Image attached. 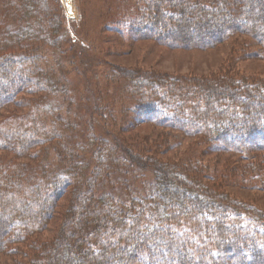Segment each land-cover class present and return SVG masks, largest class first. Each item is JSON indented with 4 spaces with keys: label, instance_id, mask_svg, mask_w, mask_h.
Instances as JSON below:
<instances>
[{
    "label": "trees",
    "instance_id": "trees-1",
    "mask_svg": "<svg viewBox=\"0 0 264 264\" xmlns=\"http://www.w3.org/2000/svg\"><path fill=\"white\" fill-rule=\"evenodd\" d=\"M117 1L104 6L117 13L109 25L124 42L205 49L247 36L264 53V0ZM61 9L58 0H0L9 30L0 36V113L23 109L0 119V256L13 264H264V211L228 189L264 192V79L184 82L107 64L118 102L130 101L122 114L160 129L152 143H127L95 130L116 100L94 99L77 121L66 118L74 99L60 91L65 74L43 68L40 55L83 45ZM9 39L25 53L7 52ZM171 131L232 152L223 172L200 157L162 160ZM36 154L51 160L16 162Z\"/></svg>",
    "mask_w": 264,
    "mask_h": 264
},
{
    "label": "rangeland",
    "instance_id": "rangeland-1",
    "mask_svg": "<svg viewBox=\"0 0 264 264\" xmlns=\"http://www.w3.org/2000/svg\"><path fill=\"white\" fill-rule=\"evenodd\" d=\"M56 1V0H55ZM61 2V14L66 19V27L73 36L76 30V39L83 43L75 44L74 47H68L64 43V51H52L48 48L43 49L44 54L41 59L43 68L53 67L55 73L60 71L65 74L60 84L64 86L61 92L68 93L74 99L72 114H66L68 121H77L74 117L84 116L86 113L85 104L91 107L92 100L109 103L113 100L115 109L112 113L97 114L102 119L99 125L95 126L96 131H107L116 133L125 139L127 143L130 140L145 139L148 143L157 140L156 135L160 129L149 123L133 124V114L129 112L123 115V108L129 107L128 97L122 98V92L119 90V82L107 70V64L118 66L120 68L143 72L152 77L178 78L184 82L195 80H214L221 76H231L245 81H257L264 79V53L247 36H238L225 41L222 44L211 48H189L168 47L153 41H129L124 42L116 37L114 31L110 28V21L114 20V9L117 8V0H113L114 9L108 10L107 4H112V0H58ZM107 3L104 6L105 2ZM82 13V15H80ZM110 15V16H109ZM110 28V32L107 31ZM3 23L0 24V36L6 37L7 31ZM8 30V29H7ZM9 31V30H8ZM11 33L15 32V27L10 28ZM6 42V51L24 54V50H15L16 45ZM31 41L27 40L28 44ZM78 45V46H77ZM117 46L116 51H108L109 47ZM83 48V49H82ZM86 52L87 58H93L101 61L99 66L92 67L86 63L90 62L86 57L81 56ZM258 53L259 55H257ZM48 66V67H47ZM90 66V67H89ZM46 96V94H43ZM64 95H60V98ZM21 97V96H20ZM81 99V102H80ZM84 99V101H82ZM64 108L66 105L63 103ZM23 113V109L9 106L0 113V119L10 115ZM104 118V119H103ZM101 127L103 128L101 130ZM173 146L165 152L162 160L170 162H183L187 159L199 158L198 161L202 167L214 173H222L224 169L223 158H228L232 152L223 153L221 149L211 150L210 145L199 139L191 138L180 131L170 132ZM176 143V145H174ZM230 158V157H229ZM41 154L36 157L17 158L16 162L28 163V166L37 167L42 162H46ZM230 193L235 197L255 204L258 209L264 211V192L253 191L249 188L232 187ZM67 206V199L60 200L58 210ZM60 214L55 216L52 222L58 221ZM51 226L55 225L50 223ZM49 224V225H50ZM45 235L44 237H46ZM48 237V236H47ZM0 264H13L7 258L0 256Z\"/></svg>",
    "mask_w": 264,
    "mask_h": 264
}]
</instances>
